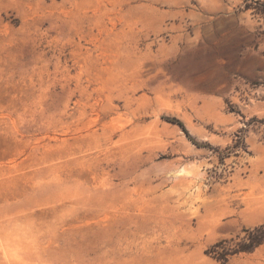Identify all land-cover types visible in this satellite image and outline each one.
Segmentation results:
<instances>
[{"label": "rangeland", "instance_id": "1", "mask_svg": "<svg viewBox=\"0 0 264 264\" xmlns=\"http://www.w3.org/2000/svg\"><path fill=\"white\" fill-rule=\"evenodd\" d=\"M261 10L0 0V264H264Z\"/></svg>", "mask_w": 264, "mask_h": 264}, {"label": "trees", "instance_id": "2", "mask_svg": "<svg viewBox=\"0 0 264 264\" xmlns=\"http://www.w3.org/2000/svg\"><path fill=\"white\" fill-rule=\"evenodd\" d=\"M258 14L264 17L263 10L259 11ZM167 120L177 124L187 134V131L181 122L176 119ZM242 232L244 233L243 237H240L238 235L235 238L219 240L212 246H210L206 253L211 255L212 258H214L215 260L224 263L227 261L228 256H232L239 253H250L264 242V226L262 225L254 227L253 229H244ZM237 239L239 241L235 242V240Z\"/></svg>", "mask_w": 264, "mask_h": 264}]
</instances>
